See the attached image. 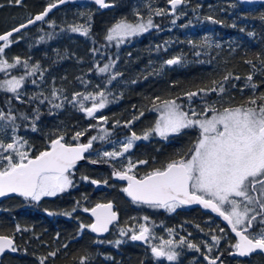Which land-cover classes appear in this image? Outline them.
Listing matches in <instances>:
<instances>
[{"label":"trees","instance_id":"1","mask_svg":"<svg viewBox=\"0 0 264 264\" xmlns=\"http://www.w3.org/2000/svg\"><path fill=\"white\" fill-rule=\"evenodd\" d=\"M51 2L54 0H23L21 5H15L9 3V0H0V5H3L0 7V31L4 29L1 21L5 19L6 14L24 9L34 15ZM158 8L168 10L167 0H114V6L109 9H101L94 3H67L49 15L48 25L45 24L47 21H43L14 35L13 39L18 42L7 49V55H19L29 59L30 66L39 64L40 67L35 75L26 78L24 94L21 97L23 103L11 93L0 90V110L8 113L11 109L12 114L17 117L15 122L20 128V133L32 146L34 156L47 149L50 141L58 135H64L65 142L72 144L76 143L72 140L76 132H84L80 143H87L92 136H96L97 140L93 141L91 150L86 152L89 156H92V150L99 149L105 141L131 135L132 132L143 135L152 128L157 119V113L152 110L156 97H159L160 101L179 97L177 102L187 110L189 101L183 95L185 92L211 87L213 81H221L228 73L241 79L230 80L226 84L227 91L223 97L211 93L203 99L195 97L191 105L198 111L204 107L205 100L215 103L217 108L236 106L253 95L264 94V64H261V61H264V19H261L264 17V3L186 0V3L177 7L175 14L163 16L154 14ZM150 16L158 27L129 37L125 43L119 45L116 41L106 40L108 29L119 20L137 22L141 18L143 21L147 20ZM209 16L220 23L213 24L206 19ZM73 20L75 25L87 26L90 23L89 35L71 33L69 25ZM173 20L175 24L172 23ZM63 28L66 34H62ZM24 32L28 36L25 37V34H22ZM74 37L75 43L72 42ZM205 37H210V48H193L188 43L191 40L197 45H202ZM217 44L219 47H216ZM196 51L201 52L199 57L194 54ZM46 52L49 55H46ZM175 56L182 57L180 64L169 66L164 63ZM248 60L253 63H246ZM105 64L112 65L110 71L105 75L98 73L97 66ZM13 73L24 75L25 69H15L11 71V74ZM116 73L119 75L109 83L111 76ZM249 74L253 76L252 83L258 85L255 91L245 87ZM4 78L5 74L0 73V80ZM44 79L45 82L42 83ZM32 80H36V84H32ZM51 81L53 82L50 83ZM53 88H57L60 98L52 103H62L61 108H54L48 102L52 100L50 90ZM100 90L107 98L102 113L108 123L102 127V122L96 115L95 119L87 117L85 112L79 110V105L72 102L74 93ZM33 96L38 99H30ZM44 97L48 100L41 104L39 101ZM88 105L90 102L86 101L85 106ZM36 109L39 110V120L35 121L37 130L32 131L31 124ZM140 112L144 115L140 116ZM21 114L26 115L28 119H22ZM137 116L139 119H134ZM129 121L132 123L125 126ZM107 129L110 131L107 132ZM198 134V129H186L179 135L169 136V142H135L128 152L132 156V162L147 160L148 163L137 164L133 170L134 174L142 176L172 159L187 156L188 149ZM101 136L105 139H99ZM5 139L6 134L0 131V140L5 142ZM103 158L117 170L124 169L116 161ZM84 164L77 168L86 170L87 164ZM109 178L111 183V176ZM71 179V192L64 193L65 196L61 193V200L55 199L68 202L64 206L57 205L55 201H32L17 195L0 198V234L14 236L18 249L16 252L3 254L0 264H40L42 257H48L45 264H80L82 257L87 258L85 264H166L156 260L148 249H144L143 253L140 250L134 253L127 248L125 256L110 257L109 248L105 243L94 242V247H85L81 245L82 240L74 241L75 237H79L75 236L78 235V230L65 212H68L73 204L80 202L75 200L73 188L77 187L76 181L81 177L72 173ZM117 197V193L108 194L103 200H117ZM101 199L100 195H94L92 203ZM119 202L122 209H134L136 213L141 212L139 207L144 206L134 203L126 195L125 203L122 200ZM190 210V214H183L182 218L196 222L197 225L193 226L196 228L195 236L204 247L200 246V251L194 254L197 255L195 262L189 259V254L185 255L186 253H183V260L178 261L197 263L201 259L200 256L209 254L205 248L206 243H212L213 250L209 254L212 256H218L216 251L226 253L231 250L229 243L224 239H221L218 249H214L216 245L211 242V235L217 233L209 227V214L200 208L193 207ZM148 217L151 218L150 215ZM155 217L158 218L159 215ZM136 218L135 221L138 220L137 216ZM17 226L22 231L16 232ZM201 235L208 237H205L204 241ZM218 236L224 237L223 234ZM203 249L206 251L203 252ZM53 251H56L57 255L49 257L48 254ZM220 260L225 261V258L220 256ZM242 261L245 260L242 258ZM254 263L262 264V261L257 259Z\"/></svg>","mask_w":264,"mask_h":264},{"label":"snow or ice","instance_id":"2","mask_svg":"<svg viewBox=\"0 0 264 264\" xmlns=\"http://www.w3.org/2000/svg\"><path fill=\"white\" fill-rule=\"evenodd\" d=\"M23 0H9V3L21 5ZM69 0H54L47 4L42 12L28 19L26 23H20L12 29L0 33V73L5 74V78L0 80V90L11 93L13 97L20 102L21 89L25 85L27 77L33 76L39 70V64L30 66L27 60H22L19 56L13 57L11 62L6 58V49L10 48L18 41L13 39L14 34L20 33L29 25L37 21H44L48 14L59 5L65 4ZM170 10L158 8L155 15L163 16L175 14L178 6L186 3V0H167ZM94 3L101 9L112 7V4L106 0H94ZM3 7V5H0ZM178 18V17H177ZM213 24L220 23L211 16L206 17ZM264 19V17H261ZM91 21V16H89ZM175 24V20L172 21ZM90 23L85 26L82 24L69 25V30L73 33H80L88 36L90 32ZM153 27H158L153 23L151 16L147 21L143 18L139 22L130 23L126 19H121L110 27L107 31L106 40L116 41L117 45L125 42L129 37H134L149 31ZM43 39V37H41ZM193 47L212 46L210 37H205L202 45H197L193 41H188ZM219 47V44L216 45ZM197 57L201 55L200 51L194 53ZM182 62L181 56H175L166 60L164 63L171 66ZM252 64L251 60L246 61ZM264 64V61H261ZM23 67L25 74L12 75V69ZM112 65L105 64L99 68V72L106 73L110 71ZM255 67V65H253ZM119 73L113 74L109 80L116 79ZM43 75L41 74V79ZM241 79L239 76L233 77L232 73L223 76L221 81H213L211 87L199 88L196 91H188L183 95L189 101V107L185 110L178 98L160 101L156 97L152 104V110L159 113L154 126L146 131L142 136L132 132L127 141L122 144L120 151H105L103 157L117 159L123 157L132 147L134 141L147 140L153 133L161 138L167 139L170 135H179L186 129H198V136L191 148L188 149L187 156H181L178 159H172L159 168H154L142 176L134 174L133 170L137 164H147V160H139L133 163L130 159L123 170L113 171L112 175L119 180L127 181V185L121 189L134 203L144 204L152 208H163L173 212L176 208L183 205L198 204L205 209H210L216 213L230 226L234 233L235 242L230 243L232 251L230 255L239 257H248L254 253H264V94L253 95L247 101L236 106H227L217 108L215 103L204 101V107L197 111L192 108L191 102L195 97L208 96L216 93L223 97L226 93V84L232 80ZM248 84L253 91L258 87L252 83L253 76L249 74L246 77ZM36 84V80L31 81ZM235 87V85H232ZM41 95H43L41 93ZM52 100L47 97L40 99V103L46 100L52 107L61 108L62 103H52L59 99L58 90L53 89ZM30 99H38L33 96ZM92 101L90 107H86L84 101ZM72 102H78L79 110L85 112L87 117L96 118L95 113L106 106L107 98L103 91L93 95L74 93ZM158 102V103H157ZM35 118L31 124V130L36 131V120H39V110L36 109ZM144 113L140 112V116ZM22 119H28L26 115L21 114ZM17 117L12 114L11 109L8 113L0 110V121H4V127H12L13 133L17 130L15 124ZM104 123H107L106 117H100ZM134 119H139V116ZM119 123V122H117ZM127 122L125 126L131 124ZM84 132H76L72 136L75 144L65 142L64 135H58L52 139L46 150L40 151L32 156L30 149L26 147L27 141L15 134L11 137V142L5 143L0 140V197L7 196L10 193L17 194L32 201H40L43 197H54L67 191L73 186L71 179L72 170L77 163L85 159V153L97 140L92 136L87 143H80V137ZM99 139H105L104 136ZM98 161L92 160L95 164ZM88 180L87 176L82 177ZM91 183L98 185L101 182L91 180ZM107 184V181H103ZM75 210V209H74ZM83 211L91 212L95 218L91 224H81V231L85 228L93 233H105L109 231V225L117 220V213L113 211L111 202L106 204H97L95 207ZM50 215L52 213H49ZM148 221V217L143 218ZM254 228L258 230L253 231ZM22 229L17 226L16 232ZM27 231V229H23ZM172 229H168L169 234ZM224 232V229H220ZM130 235L133 241L150 242L155 237L146 224H140L138 230L135 228L120 229L121 236ZM224 237L211 235V241L218 246ZM103 243V241H100ZM123 241L116 240V245ZM112 243V242H110ZM188 249H194L199 252L200 248L186 238L181 237L179 241L174 239L160 238L159 244H151V253L156 258H166L168 261H176L179 252L178 247L185 246ZM67 247V245H65ZM207 252H212V246L205 244ZM6 250L12 252L18 251L14 236L0 235V254ZM204 254L207 264H217L219 256L212 257ZM56 251L50 252L49 257H55ZM48 257L40 258V264H45ZM86 257L80 259V264H85ZM222 264V262H221Z\"/></svg>","mask_w":264,"mask_h":264},{"label":"flooded vegetation","instance_id":"3","mask_svg":"<svg viewBox=\"0 0 264 264\" xmlns=\"http://www.w3.org/2000/svg\"><path fill=\"white\" fill-rule=\"evenodd\" d=\"M112 1V0H111ZM114 2V0H113ZM169 10V8H167ZM45 21H48V19H46ZM72 22H75L74 20ZM75 38V37H74ZM47 53V52H46ZM48 54V53H47ZM46 54V55H47ZM49 55V54H48ZM54 89V88H53ZM53 89L50 90V92L53 91ZM113 140V139H112ZM148 140H152V141H165V142H169L168 139H164V138H149ZM46 150V149H44ZM98 149H94L92 150V156L86 155L85 154V160L83 163L77 165L73 170L72 173L74 174H79L81 179L76 181V186L73 189L75 190V200L80 201L78 204H73V206L71 207V209L65 213H67V215L70 217V219L73 220V223L76 225V228L78 230V235L76 234L75 236H79V237H75L74 241H79L82 240V244L85 247H94L96 243H99L100 241H103V243H105L110 251L109 256L110 257H117V256H125L126 253V249L128 251H132L134 253H137L139 250L143 253L144 249H148L151 252V243L149 242H144V241H133L131 240L129 237L131 235V233H129V235L127 236H121L120 235V229H129V228H135L138 230L139 228V223L137 221L134 220V218H136V216L139 219H142L144 221V223L141 224H146V226H148L150 228L151 233H154L155 227L160 226V227H166L168 229H172V234L174 236H176L178 238V240H180L181 237L186 238L188 241L195 243L197 246L204 247L202 245V243L199 242V239L197 241L196 239V228L194 229L193 226L197 225L195 221L193 220H188V219H184L182 218V216H184L183 214H190V208H200L204 211H206L209 215V227H212V230H214L213 232H216V235H221L223 234L224 236V240L226 243H234L235 242V236L234 234L231 232L229 226L227 225V223L225 221H223L222 218L218 217L216 214L206 210L203 207H199V206H189V205H183L180 206L178 208H176L175 211L173 212H169L166 209L163 208H152L149 207L147 205L144 204H138V205H144L142 207H139L142 209L141 212H134V209H122L119 200L124 201L125 203V195L123 194V192L121 191V189L123 187H125V184H121V183H117L114 181L113 177H112V172L113 170H117L116 167H114L111 163H109L108 161H105L103 158V155H101L98 151H96ZM33 156V155H32ZM92 160H96L98 161L97 163L93 164L91 163ZM87 164L86 170H83V168L78 166H81L83 164ZM84 164V165H85ZM118 171V170H117ZM87 176L89 179L88 180H84L82 177ZM111 176V183H110V177ZM91 180H98L100 181L101 185L100 187H97L96 185L91 183ZM107 181V184L103 183V181ZM119 185V186H118ZM118 194L117 200H112V199H107V200H103V198L105 197V195L111 194V195H115ZM94 195H100V197H102L101 200L97 201L96 203H92L93 202V198ZM57 198H59V200H61V195H59ZM63 199H68V197H63ZM131 200V199H130ZM103 202H111L113 204V211H115L118 215L117 220L115 222H113L110 226H109V231L107 232V234L103 235V236H99L95 233H93L90 229L85 228L81 231L80 229V225L81 224H91L93 223V218L85 211H83L84 208H88L91 209L93 206H95L98 203H103ZM123 204V203H121ZM129 204V203H128ZM137 204V203H136ZM75 209V210H74ZM132 211V212H130ZM152 211V212H150ZM199 212V211H198ZM202 213V212H201ZM203 214V213H202ZM148 215L151 216L148 217ZM159 215V217H155V216ZM204 215V214H203ZM127 216V217H126ZM147 216L149 219L148 221H145L143 218ZM124 218V219H122ZM220 229H224V232H220ZM258 230L257 228H254L253 231ZM232 236H230V234ZM159 238V236H156ZM202 238V240L205 241V237H203L202 235L200 236ZM116 240H121L123 241L121 244L116 245L114 242ZM112 242V243H110ZM187 247H185L186 249ZM206 248V247H205ZM214 249H218L217 246L214 247ZM203 252L206 250H202ZM232 251L229 250L226 253H224V251H216V253L218 254V256L225 258V261H221L219 260L217 262V264H219V262H222L223 264H255L254 262L257 261V259H259L260 261H262V264H264V253H254L248 257H242L245 261H242V258L237 257V256H232L229 253ZM183 253H186L185 255L188 254V251L185 252L184 248H182L180 250V254H179V259L183 260ZM182 254V256H181ZM153 256V255H152ZM212 256V255H211ZM154 257V256H153ZM201 259L197 261V263L194 264H207L206 260L204 259V255L200 256ZM212 257H216V256H212ZM156 258V257H155ZM196 259V255H192V257H190L189 259L192 260ZM178 259V260H179ZM156 260L162 261L166 264H189L187 261H175L173 262H169L168 260L164 259V258H156ZM163 264V263H162Z\"/></svg>","mask_w":264,"mask_h":264},{"label":"rangeland","instance_id":"4","mask_svg":"<svg viewBox=\"0 0 264 264\" xmlns=\"http://www.w3.org/2000/svg\"><path fill=\"white\" fill-rule=\"evenodd\" d=\"M113 1V0H112ZM31 17V13H29V12H27L26 10H24V9H19L18 11H16V12H14V13H10V14H6L5 15V19L3 20V21H1V24L4 26V29L3 30H1L0 32H3V31H6V30H9V29H11L12 27H15L16 25H18V24H20V23H22V22H25L28 18H30ZM49 21L50 20H48L45 24L46 25H48L49 24ZM120 21V20H119ZM145 22L147 21V20H144ZM137 22H139V21H137ZM117 23V22H116ZM130 23H136V22H130ZM115 24V23H114ZM113 24V25H114ZM70 25H75V22H72ZM112 25V26H113ZM111 26V27H112ZM64 30H63V32H62V34H66L67 32H66V30H65V28H63ZM70 31V30H69ZM71 33H73V32H71ZM22 34H25V37L26 36H28V34L27 33H22ZM62 34L60 33L59 35L60 36H62ZM23 36V35H22ZM56 37H57V34H56ZM18 38H20V37H18ZM130 38H132V37H130ZM129 39V38H128ZM72 42L73 43H75L76 42V38H72ZM125 43V42H124ZM48 55V54H47ZM16 56H19V55H15V56H11V57H9L8 55H7V49H6V58L7 59H9V61L11 62V60H12V58L13 57H16ZM22 60H27L28 61V63L30 64V61H29V59H25V58H23V57H21V56H19ZM101 67H103V66H101ZM101 67H99V66H97V72L98 73H100V74H103V75H105L106 73H101V72H99V68H101ZM21 68H23V67H17V68H15L17 71H19ZM15 69H12V70H10V71H13V70H15ZM12 75H14V73L12 74ZM16 76H20V75H16ZM2 80V79H1ZM45 82V79L44 80H42V83H44ZM53 81H51L50 83H52ZM98 87H100V86H98ZM23 89H24V87L20 90L21 91V93H22V95L24 94L23 93ZM57 89V88H56ZM101 91V90H100ZM100 91H97V92H89V91H85V92H82V94H85V95H87V94H89V93H91V94H93V95H95V94H97L98 92H100ZM59 92V91H58ZM22 97V96H21ZM193 99H195V98H193ZM89 102H90V105H88L87 107H90L91 106V104H92V101L91 100H89ZM77 104H78V102H77ZM84 104H86V101H84ZM79 105V104H78ZM192 108H195L196 109V107H194V106H192V105H190ZM189 107V106H188ZM104 109V108H103ZM103 109H101V110H99V111H97L96 113H95V115H96V117L99 119L100 117H105L104 115H103V113H102V110ZM197 110V109H196ZM198 111V110H197ZM155 112H157V111H155ZM158 115H159V113L157 112V118H158ZM100 120V119H99ZM101 122H102V124L100 125V127H102V126H104V125H106L107 123H108V121H107V123H104L103 122V120H100ZM4 124H5V122L4 121H0V131L1 132H3V133H5L6 134V136H7V139H5V143H8V142H11V137L13 136V134H15L16 136H18V137H22L24 140H26L27 141V139L26 138H24V136L20 133V128L19 127H17V130H16V132L15 133H13V130H12V127L9 125L8 127H4ZM15 124H16V122H15ZM17 125V124H16ZM18 126V125H17ZM154 126V125H153ZM152 126V127H153ZM110 131V129H107V132H109ZM139 136H142V135H139ZM171 136V135H170ZM128 137H130V135H126V136H122V137H117V138H114L113 140H108V141H105L102 145H101V147L98 149V150H96V151H98L101 155H103V152H105V151H120L121 150V146H122V144L123 143H125L126 141H127V138ZM155 137H157V138H161V137H159L158 135H156L155 133H153V134H151L150 136H149V138H155ZM148 140V139H147ZM147 140H143V139H141V140H137V141H134V143L135 142H139V141H147ZM133 143V144H134ZM26 147H28L29 149H30V152H31V155H33L34 156V152H32V146L30 145V143L27 141V145H26ZM129 152V151H128ZM128 152L127 153H125L124 154V156L123 157H119V158H117V159H111V160H113V161H116V163H118L119 165H122L124 168H125V165H127V163H128V161H129V159L132 161V156H130L129 154H128ZM69 192H71L70 191V188L67 190V191H65V192H63V194L64 193H69ZM59 195H61V193L60 194H58L57 196H54V197H43V198H41V200L40 201H44L45 203L47 202V201H55L56 203H57V205H62V206H64V204H66V203H68V202H65V201H62V202H59V200H55ZM66 194H64V196H65ZM135 219V218H134ZM137 219V218H136ZM137 222L139 223V224H141V223H144V221L142 220V219H139V220H137ZM125 230L127 231L128 229H126L125 228ZM153 236L155 237L154 239H151L150 240V242L149 243H151V244H159L160 243V238H163V239H174L175 241H179L178 240V238L176 237V236H174L172 233L171 234H169V232H168V228H166V227H160V226H158L157 225V227H155V230H154V233H153ZM156 236H159V238L158 237H156ZM205 237H208V235L207 236H205ZM212 242V241H211ZM210 245L212 246V243H210ZM185 247H186V245L185 246H181V247H178L177 249H176V251L177 252H179V254H180V250L182 249V248H184V250H185V252H187L188 251V254H189V258L190 257H192V255H194V254H196V253H198L197 251H195L194 249H188V248H186L185 249ZM197 256V255H196ZM163 258V257H162ZM164 259H166V258H164ZM179 259V256H178V258H177V260ZM167 260V259H166ZM176 260V261H177ZM192 260H193V258H192ZM170 262V261H169ZM171 262H175V261H171ZM193 262H195V260H193Z\"/></svg>","mask_w":264,"mask_h":264},{"label":"water","instance_id":"5","mask_svg":"<svg viewBox=\"0 0 264 264\" xmlns=\"http://www.w3.org/2000/svg\"><path fill=\"white\" fill-rule=\"evenodd\" d=\"M239 2H241V3H244V4H252V3H264V0H238ZM106 2H108V3H110V4H112V7H113V2H110V1H107L106 0ZM67 3H77V4H80V3H94V0H69V2H67ZM67 3H65V4H67ZM65 4H62V5H59L57 8H60L61 6H63V5H65ZM95 4V3H94ZM96 5V4H95ZM47 6V5H46ZM45 6V7H46ZM98 6V5H97ZM167 6L170 8V5L167 3ZM44 7V8H45ZM112 7H109V8H112ZM57 8H54L50 13H52L55 9H57ZM109 8H107V9H109ZM44 10V9H43ZM42 10V11H43ZM41 11V12H42ZM40 13V12H39ZM39 13H36V14H34L32 17H30L29 19H31V18H34V16L35 15H37V14H39ZM49 13V14H50ZM48 14V15H49ZM172 15V14H171ZM27 22V20L25 21V22H22V23H26ZM41 21H37L35 24H32V25H29V27H27L26 29H29V28H31V27H33V26H35V25H37L38 23H40ZM19 25V24H18ZM18 25H16V26H18ZM15 26V27H16ZM13 28V27H12ZM11 28V29H12ZM26 29H22L21 30V32L22 31H24V30H26ZM10 30V29H9ZM6 31H8V30H6ZM6 31H4V32H6ZM3 33V32H2ZM17 34V33H16ZM15 35V34H14ZM85 160V159H84ZM84 160H81V161H79L78 163H77V165H79V164H81V163H83L84 162ZM76 165V166H77ZM113 171H117V170H113ZM113 173V172H112ZM112 177H113V179H114V181L115 182H117V183H121V184H125V186L127 185V181H122V180H119V179H117L116 177H114L113 175H112ZM100 185L101 184H98V185H96L97 187H100ZM14 195H17V194H14V193H10V194H8L7 196H4V197H0V198H5V197H10V196H14ZM19 196V195H18ZM130 198V197H129ZM131 199V198H130ZM106 203H109V202H103V203H98V204H106ZM97 205V204H96ZM95 205V206H96ZM95 206H93V207H95ZM189 206H199V207H202L201 205H198V204H192V205H189ZM92 207V208H93ZM206 210H208V211H210V212H212L210 209H206ZM92 218H93V222H94V217L91 215V212L89 211V212H87ZM213 213V212H212ZM214 214H216V213H214ZM217 215V214H216ZM218 216V215H217ZM117 217H118V215H117ZM219 217V216H218ZM221 218V217H220ZM115 222V221H114ZM110 226V225H109ZM229 228H230V226H229ZM231 230V229H230ZM95 234H97V235H99V236H103V235H105V234H107V232H105V233H95ZM234 234V233H233ZM0 235H4V234H0ZM4 253H12V251H10V250H6ZM3 253V254H4ZM3 254H0V259H1V257H2V255ZM232 256H234V255H232ZM237 257H239V256H237ZM207 262V261H206ZM219 264H221V262H219ZM223 264V263H222Z\"/></svg>","mask_w":264,"mask_h":264},{"label":"bare ground","instance_id":"6","mask_svg":"<svg viewBox=\"0 0 264 264\" xmlns=\"http://www.w3.org/2000/svg\"><path fill=\"white\" fill-rule=\"evenodd\" d=\"M57 9H58V8H57ZM57 9H55L54 11H56ZM54 11H53V12H54ZM53 12H52V13H53ZM52 13H50V14H52ZM50 14H49V15H50ZM49 15H48V17H49Z\"/></svg>","mask_w":264,"mask_h":264}]
</instances>
